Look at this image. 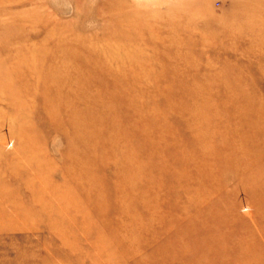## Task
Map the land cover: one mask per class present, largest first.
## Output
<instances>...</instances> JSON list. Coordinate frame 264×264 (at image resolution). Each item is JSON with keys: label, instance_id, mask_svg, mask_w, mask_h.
<instances>
[{"label": "rangeland", "instance_id": "obj_1", "mask_svg": "<svg viewBox=\"0 0 264 264\" xmlns=\"http://www.w3.org/2000/svg\"><path fill=\"white\" fill-rule=\"evenodd\" d=\"M105 2L0 0V264H264V0ZM211 20L227 36L195 45ZM133 24L115 79L3 63L61 36L136 43ZM186 40L197 72L171 59Z\"/></svg>", "mask_w": 264, "mask_h": 264}, {"label": "bare ground", "instance_id": "obj_2", "mask_svg": "<svg viewBox=\"0 0 264 264\" xmlns=\"http://www.w3.org/2000/svg\"><path fill=\"white\" fill-rule=\"evenodd\" d=\"M105 4L107 7L112 6L113 5V1L114 0H105ZM196 3H199V0H172L169 2H166L165 5L168 9V6L170 7H174L173 12H180L183 9H187L186 6L188 5H194ZM109 9V8H108ZM170 9V8H169ZM191 9V8H190ZM168 12H165L164 15L167 16ZM195 13V11H194ZM113 17L118 16L119 14H111ZM123 15V14H122ZM130 16L128 15H124V18L129 20ZM201 18L205 17V16H199ZM172 17H170L171 19ZM121 19V18H120ZM165 19V18H164ZM199 19V18H197ZM201 20V19H200ZM142 21V20H141ZM134 22V21H133ZM169 22V21H168ZM208 25L213 26V28L215 29L216 32H213L211 35V38H206L203 39L204 36H201L200 40H193V43H196L195 45L199 44L200 46H207V47H212V44H214L215 41L218 42L219 40V36H227L226 33L227 30L224 29L222 27V23L219 21H212L211 20V24L209 21H207ZM138 24H133V29L134 31H136V34H139V36L137 37L138 40H136V43L131 42L132 40V36L131 35H127V34H122V31L118 30L116 33V35L119 36V41L121 42H104L100 47H103V51H109L108 54H106L104 52V56L102 55V53L99 52V50H101V48H97V45H93L92 43H87L84 40L78 39V38H65V37H58L55 40V45L51 47V49H49L48 51H46L45 53H42L40 51H37V53L33 50L30 51H25V52H20L19 49H16L12 54L8 53L6 50H8V48L10 47H6V46H2V53L6 54L5 58H4V62L5 65L8 66V68H12L13 72L10 71L11 75H14V72H22V63L26 62L27 60H30V58H39L41 61L42 59L46 58L48 59L49 63H50V67L48 70V76H45L46 80H52L54 81L55 79L57 80L58 84L60 86H62L63 84H66V77H77V76H81L82 78L87 77V78H92L94 80V78L92 77V73L95 72L97 73L98 71L102 70V69H106L107 72V77H110V79H115L118 77V75H120L121 70L120 66H119V62L120 61H125V60H131L132 62L135 61L137 62V59H135L132 55V51L136 52L137 54L139 53L140 49L143 46V43L145 42L143 40V37L141 36V31H140V25ZM133 34V33H132ZM226 34V35H225ZM124 36V37H123ZM8 39V38H7ZM125 41H122L124 40ZM220 42V40H219ZM187 47L184 50V52L182 54H180L179 52H175L173 56H171V59H174L175 61H181L182 65H184L185 67L182 68V70L184 69H188L189 71L192 72H197L199 71V64L198 62H196L197 58L195 56H193L190 53V49L188 48L190 44V40H186L185 41ZM145 44V43H144ZM146 48V47H145ZM121 50V52L119 53V51ZM127 51H125V50ZM133 49V50H131ZM143 49V48H142ZM131 50V51H130ZM99 56L102 55L100 59L96 60L93 64V67L90 68L89 67V62L92 60L93 57L95 56ZM119 55L121 56V58H119ZM107 57L110 60H113L112 63L108 66L107 63L105 62L107 59ZM158 60V59H157ZM34 61V60H33ZM60 61V63H62L60 66H54L53 63L55 64L56 62ZM29 63V62H28ZM30 64V63H29ZM107 67V68H104ZM152 67V66H151ZM21 69V70H20ZM149 70L145 71H140L139 74H135L133 73L132 76L134 78H138L140 80H142L145 77H148V72ZM9 74V73H8ZM96 79H99L96 78ZM110 79L101 81L99 82L101 85L99 86V90L102 91V89H110L111 85H110ZM119 80V79H118ZM120 81V80H119ZM90 82V81H89ZM120 83V84H119ZM117 84H113V87L115 88H119V86L121 87L123 84L121 82H119ZM132 85H134V83H132ZM130 88H135L134 86L128 85ZM104 87V88H103ZM71 88V86H70ZM72 89V88H71ZM129 90L127 89L124 93L128 92ZM123 93V94H124ZM121 99V103L124 100V98L120 97ZM59 101V98H56L54 101L53 100H48V102L46 103L47 107H53L56 108V103ZM130 104L132 102H129ZM58 110V109H57ZM54 111V109H53ZM57 115V112H54V117Z\"/></svg>", "mask_w": 264, "mask_h": 264}]
</instances>
